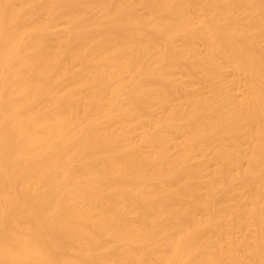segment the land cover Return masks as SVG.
<instances>
[{
	"label": "bare ground",
	"instance_id": "obj_1",
	"mask_svg": "<svg viewBox=\"0 0 264 264\" xmlns=\"http://www.w3.org/2000/svg\"><path fill=\"white\" fill-rule=\"evenodd\" d=\"M18 1L0 0V264H264V0H139L144 19L131 0ZM217 57L253 93L220 96ZM174 99L146 130L152 104ZM211 162L226 186L241 169L243 198L223 205L199 181ZM243 225L254 241L225 247Z\"/></svg>",
	"mask_w": 264,
	"mask_h": 264
},
{
	"label": "rangeland",
	"instance_id": "obj_2",
	"mask_svg": "<svg viewBox=\"0 0 264 264\" xmlns=\"http://www.w3.org/2000/svg\"><path fill=\"white\" fill-rule=\"evenodd\" d=\"M136 6H137V10H138V16H140L141 18L144 17V18H148V13H147V10H145L144 8H142L140 5H139V0H131ZM14 3L16 5H19V1L18 0H14ZM192 17L194 18L195 22H197L199 18H204L205 15H199L198 13H192L191 14ZM142 18V19H144ZM40 19L44 22H47L48 21V17L47 15L43 14L40 16ZM66 28V25L64 23H57L55 25H53L51 28H50V34L52 35H56L60 32H63V30ZM175 44V43H174ZM52 45L53 47L54 46H58L59 45V41L57 39H54L52 41ZM179 49H182V42L181 41H176V44H175ZM197 47L199 49V51L203 52L204 54L207 52L206 48H205V45L201 44V43H198L197 44ZM218 58V62L222 68V71L220 74H217L216 77H215V83H217L218 86H221L220 88V96L222 97H225L227 95H233L235 97H238V99H243L244 95L246 94H251L253 93L252 89L247 85V79L246 77H244L236 68H233L230 63L224 59V58H220V57H217ZM69 59L66 57L65 58V64H69ZM80 69V67H78ZM177 78L179 79V81L182 83H184L185 87L187 88V90L189 92H192V93H195L196 95L199 93V94H202L203 96H206L208 97L210 95V88L208 85L206 84H201L199 83V80L198 78H192V77H186V76H183V74H178L177 75ZM65 89L66 90H70L72 92H78L77 89L71 87L70 85H66L65 86ZM211 93H212V89H211ZM153 106L151 107V113L156 116H150V118L146 119L145 121V125H144V128L148 131H152L154 130L155 128V121H159V120H162L164 119V117L166 116V114L168 113L169 111V108H173L174 107H178L181 106V101L178 100V99H174L171 103L169 104H160V103H154L152 104ZM186 107L184 106V110H188V107L185 109ZM151 114V115H152ZM160 119H158V118ZM132 121H130L132 124L130 126V128H132V131L134 130L135 128V131L132 132L133 135H131L132 139L137 142L138 144H141V134H142V129H141V126L138 125L140 122L138 121L137 123V120H136V114H132V117H131ZM162 118V119H161ZM134 119V120H133ZM137 127H135L136 125ZM134 128H133V127ZM122 125H117L115 126V129H119L121 128ZM178 136L175 135V134H171V133H166V138H167V141H168V147L171 149V151L173 153H176V154H179L181 152L180 149H176L175 148V145L177 142H180L181 140V136H179V139L177 138ZM243 137V138H242ZM241 140H240V144H241V141L242 144L240 145V148L243 152V154L245 156H249L250 155V150H249V147L248 146V141H246L247 145H245V140H247L246 136L242 135L241 136ZM244 144V145H243ZM141 147H142V150L143 152L146 154V155H150L151 153V149L146 146V145H142L141 144ZM203 155H201L200 152H196L195 153V156H194V159L192 160V164L193 165H199L201 164V162L203 163V160H204V157H202ZM248 165L247 164H244V168H246ZM217 170V167H216V164H214L213 162L205 165V167L203 168V172L201 173V179H199V181L201 182H214L217 186V189H216V196L217 197H220L222 201H224L223 205H227V204H231L233 202V200L235 201L238 197L241 199L244 197V194H246V190L245 188L243 187L244 185V178L240 175L242 174V171L241 173L239 174V170L241 169H238L236 171H232L231 173V177H232V181L230 183V186H226V184L223 182V181H220L219 178L217 179V177H215L214 173L216 172ZM243 175V174H242ZM207 189H204L203 190V194L207 195ZM209 193V192H208ZM202 194V195H203ZM205 196L203 195V198L201 203L203 205H200L202 206L201 208H199L198 210V218L200 219H208L210 218V215L212 216V214L208 211V209L206 208L207 205H206V202L208 200V198H204ZM238 198V199H239ZM207 199V200H206ZM237 199V200H238ZM183 202V200L181 201ZM184 202L186 204L189 203V200L186 201L184 200ZM183 202V203H184ZM182 203V204H183ZM199 206V207H200ZM222 206V205H221ZM223 208V206L221 207ZM222 215V214H221ZM225 216V214H223ZM222 215V217H223ZM134 217H130V219H133ZM224 219L226 218L223 217ZM229 221L230 218H228ZM227 218L225 220H223V225H225L224 227L228 230H230L229 227H231L230 223L231 222H227ZM226 222V223H225ZM232 224V223H231ZM261 228L264 229V223L261 225ZM232 233H229V235H227V237H225L224 239V246L229 248L228 246L231 245V243H233V241H239V240H247V241H250V242H253L255 237H257V231L254 229V228H249L247 227L246 225H243L241 227H239V229L237 230H233L231 231Z\"/></svg>",
	"mask_w": 264,
	"mask_h": 264
}]
</instances>
